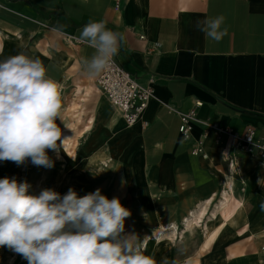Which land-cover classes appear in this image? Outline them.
<instances>
[{
	"label": "crops",
	"instance_id": "obj_1",
	"mask_svg": "<svg viewBox=\"0 0 264 264\" xmlns=\"http://www.w3.org/2000/svg\"><path fill=\"white\" fill-rule=\"evenodd\" d=\"M219 15L226 18L228 35L217 43L206 39L197 22ZM92 20H103L123 35L113 60L138 84L153 89L132 127L103 93L79 99L77 89L95 83L81 67L93 49L68 46L62 35L77 40ZM21 51L44 63L61 92L72 85L77 100L67 108L74 103L77 135L105 137L96 143L94 159L109 163L111 194L126 201L131 213L136 207L152 217L154 230L178 226L206 199L215 196V203L244 158L232 154L237 159L229 167L212 132L203 155H191L206 124L238 135L253 127L255 142L264 146V0H0V60ZM88 100L90 109L84 111ZM196 103H201L197 121L185 142L178 134V112L194 110ZM263 239L252 238L240 251L242 264H264Z\"/></svg>",
	"mask_w": 264,
	"mask_h": 264
},
{
	"label": "clouds",
	"instance_id": "obj_2",
	"mask_svg": "<svg viewBox=\"0 0 264 264\" xmlns=\"http://www.w3.org/2000/svg\"><path fill=\"white\" fill-rule=\"evenodd\" d=\"M225 20L223 15L206 17L197 28L219 43L228 35ZM76 39L93 49L81 62L93 79L119 54L124 37L103 20H92ZM61 108V86L38 57L21 51L0 60V162L21 167L30 161L52 169L48 150L58 155L66 139L57 124L59 119L67 127ZM31 188L15 176L0 178V248L27 264H178L146 255V237L125 232L132 213L120 197L109 199L100 188L83 196L72 187L64 194L54 188L33 193Z\"/></svg>",
	"mask_w": 264,
	"mask_h": 264
},
{
	"label": "rangeland",
	"instance_id": "obj_3",
	"mask_svg": "<svg viewBox=\"0 0 264 264\" xmlns=\"http://www.w3.org/2000/svg\"><path fill=\"white\" fill-rule=\"evenodd\" d=\"M62 40L68 46H87L65 35H62ZM71 86L61 92V114L67 127L57 119V124L62 130L61 139H66L58 155L48 150V155L54 160L55 166L52 169H46L36 167L29 161L27 165L18 167L11 161L0 162V178L15 176L18 180H27L32 185L33 193H38L42 188H54L64 194L72 187L83 196L100 188L102 194L111 199L113 179L109 163L104 165L102 162L106 163L105 161L94 159L95 145L103 141L105 137L94 133L85 136V139H80L77 135L78 127L75 122L77 114L74 112L76 109L73 106L74 103L69 106L70 109L67 108L68 102L77 100L72 95L73 87ZM84 103V111L89 110V100ZM78 134H82V131H78ZM57 143L59 145L60 141ZM231 178L234 195L237 198L243 196L244 209L241 210L242 215L236 216L231 224L224 223L227 225L220 226L217 220L213 221L214 225L217 224L218 232L212 238L208 237L204 224L190 233L186 231L181 221L175 235H171L172 239L169 238L170 233H167L161 239L156 240L153 234L155 227L151 226L152 217L141 215L136 207L133 208L131 217L125 220V232H135L141 239L146 237L149 241L145 247V254L154 255L157 260L161 257H168L170 260L178 261V264H242L238 256L240 251L246 250V245L250 244L249 241L254 238L250 231L262 224L264 226V210L261 209V204H264V192L259 190L260 184H264V160L241 159ZM219 194L214 204L217 203ZM121 202L124 206L126 205V201ZM213 209L214 205L209 212ZM238 222L241 226L236 230L237 226L232 224L237 225ZM227 226H229V231L225 229ZM260 250L264 251V244ZM0 264H27V261L5 247L0 248Z\"/></svg>",
	"mask_w": 264,
	"mask_h": 264
},
{
	"label": "built area",
	"instance_id": "obj_4",
	"mask_svg": "<svg viewBox=\"0 0 264 264\" xmlns=\"http://www.w3.org/2000/svg\"><path fill=\"white\" fill-rule=\"evenodd\" d=\"M96 82L127 127H132L139 122L154 93L150 86L145 87L138 84L114 60L97 77ZM200 106L201 103H196L194 110L185 113L178 112V134L185 142L191 139L193 127L197 121L196 108ZM210 132L214 135V145L221 149L229 167L233 166L234 161L237 159L234 157L236 155H241L247 159L264 160V146L255 142V129L253 127H246L245 131L238 135L228 128L218 127L217 124H206L205 129L191 149V155H203L204 143Z\"/></svg>",
	"mask_w": 264,
	"mask_h": 264
},
{
	"label": "bare ground",
	"instance_id": "obj_5",
	"mask_svg": "<svg viewBox=\"0 0 264 264\" xmlns=\"http://www.w3.org/2000/svg\"><path fill=\"white\" fill-rule=\"evenodd\" d=\"M77 91L82 94V96L79 97V99L81 98V100H83L85 97H91L95 96L94 94L102 93L100 88L94 83L93 80L90 81V84L86 87L78 88ZM225 179H228L227 176L225 177ZM259 190H262L264 192V184H260ZM214 197L215 196L211 197L210 199H206L197 212H190L181 220L182 225L185 227L186 231L193 233V230L196 227L204 224L205 230L208 233V237L212 238L215 233L218 232L217 224L214 225L213 221L217 220L220 226L224 223L231 224L234 222L235 217L239 215V212L244 206L243 196L237 198L234 195L230 182L226 180L225 187L220 193L218 202L216 205H214V209L209 215V210L214 203ZM177 228L178 226L173 223L158 226L153 231L154 238L156 240H159L167 233H170L169 238L172 239L171 235H175ZM246 228H248V226ZM250 233H252L251 235L255 239L264 238L263 227H257L255 228V230L250 231ZM148 241L149 240L145 239V247L147 246Z\"/></svg>",
	"mask_w": 264,
	"mask_h": 264
}]
</instances>
